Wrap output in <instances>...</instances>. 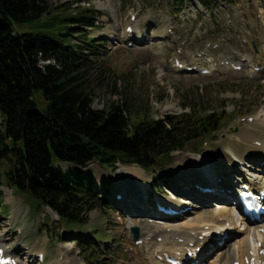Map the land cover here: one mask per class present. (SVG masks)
<instances>
[{
  "label": "rangeland",
  "instance_id": "rangeland-1",
  "mask_svg": "<svg viewBox=\"0 0 264 264\" xmlns=\"http://www.w3.org/2000/svg\"><path fill=\"white\" fill-rule=\"evenodd\" d=\"M47 1L53 8H58L51 17L59 15L61 18H72L82 10H88L94 19V28L83 27L69 33L76 46L83 45L85 36L102 46L98 48L99 55L93 56V109L104 110L110 100L126 102L142 106L145 110L148 108L152 119L161 120L167 116H180L188 112L186 106L194 107L195 104L203 103L206 108L228 113L233 116L234 121L202 148L194 147L177 154L175 164L164 174L165 179L174 180L170 186L172 192L163 186V182L155 184L156 176L152 172H146L137 166L120 165L112 172L97 163H92L86 169L63 165L61 168L64 173L80 172L91 178L89 181L94 180L96 189L99 184L102 188L110 186L119 189L120 177L124 172L128 173L131 178H125L124 181L130 189L117 193L124 194L125 200L129 195H138L137 199L133 197L130 200L132 204L125 206L116 198L113 200L112 197L98 193L105 207L112 204L113 208L91 212L86 216L87 223L83 229L63 224L51 209H39V204L33 201L29 194L14 193L4 181V185L0 187V240L6 241L11 249L18 252L23 253L24 249L28 248L31 255L37 256L44 251L45 264H56L64 255L68 260L65 264H151L147 244L137 247L131 232L133 228H140L142 236V228L150 222L145 219L150 208L142 213L137 210L144 207L139 197L162 203L173 202L172 198L176 194L191 199L188 192L195 196L196 184L182 185L188 181V175L186 174L181 182V177L174 171L177 166L186 164L187 161L191 162L189 167L193 168V163L197 164L200 159L213 160L212 163L218 167V179L215 181L214 178L212 181L222 190L232 187L237 189V182L242 175L240 169L253 172L264 165L261 163L263 160L252 156L253 151H249L247 141L245 143L239 138L240 128L244 127V121L248 118L256 121L254 130L264 133V76H255L252 72L235 73L219 66V62L227 58L260 60L264 56V0H233L229 3H219L211 11L200 9V6L192 1H186L184 6H177L170 0ZM134 12L137 15L136 23L140 22L144 33L152 34L154 29H159V32L155 33L162 36L166 33L165 24L169 21L171 33L174 35L169 31L170 40L160 41V45L158 43L128 48L125 31L131 24L130 16ZM143 21L148 22L143 24ZM45 24V18L18 24L17 32L34 35L61 33V24L55 18L54 32L53 29H47ZM138 33L143 32L139 30ZM113 36L115 41L109 39ZM150 38L152 37L148 40ZM180 49H183L187 64H202L208 67L211 75L202 77L198 74L172 73L165 67L170 60L166 57L168 58L170 53L166 57L164 54ZM209 56L216 60L215 64H208ZM231 129L234 132H231ZM230 148L238 155H243V163L246 166L237 165L234 156L230 155ZM11 167L10 161L4 160L0 163V172H5ZM132 172L140 174L138 176L141 179ZM202 178L206 179L204 176ZM158 190L168 195L158 196L155 194ZM186 190L187 194H181L186 193ZM204 202L207 206L202 208ZM211 204L204 200L200 204L201 209L194 210L193 215L197 212H215ZM234 215L238 222V215ZM80 231L88 243L103 244L99 253L94 252L97 249L94 246L90 251L82 252L78 244L80 235L76 233ZM228 252L229 249H226L221 256L217 254L210 264H225ZM157 253L159 252L153 254ZM154 256H151L152 261ZM33 262L31 264H34Z\"/></svg>",
  "mask_w": 264,
  "mask_h": 264
},
{
  "label": "trees",
  "instance_id": "trees-1",
  "mask_svg": "<svg viewBox=\"0 0 264 264\" xmlns=\"http://www.w3.org/2000/svg\"><path fill=\"white\" fill-rule=\"evenodd\" d=\"M196 1L212 10L232 0ZM56 10L47 0H0V163L12 164L0 172V187L5 181L14 192L29 194L39 209L48 207L63 223L83 229L86 216L108 207L91 178L64 173L61 164L86 168L98 163L112 171L137 166L166 174L176 154L215 139L234 119L203 103L161 120L152 119L148 108L126 102L110 100L104 110L93 109V56L101 46L88 36L76 46L69 33L94 28V19L88 10L72 18L51 17ZM42 18L52 32L54 18L59 21L61 33L17 32L18 24ZM79 246L89 250L83 241Z\"/></svg>",
  "mask_w": 264,
  "mask_h": 264
},
{
  "label": "bare ground",
  "instance_id": "bare-ground-1",
  "mask_svg": "<svg viewBox=\"0 0 264 264\" xmlns=\"http://www.w3.org/2000/svg\"><path fill=\"white\" fill-rule=\"evenodd\" d=\"M150 21V20H148ZM148 21H143V24ZM167 24V25H166ZM165 24L166 27V33L164 34V36H158V34L153 33V34H146L147 38L144 34V31L141 30V24L140 22L135 23L134 25V30H135V34H137L136 36H134L135 39H138V42H144V43H151V44H160V40H167L168 36H166L168 34V29L170 28L169 26V21H167V23ZM139 30L143 33H138ZM150 40H148L149 37ZM109 38V37H108ZM110 40H114V36L111 38H109ZM140 40V41H139ZM123 41V40H121ZM118 41V42H121ZM137 40H135L134 42L136 43ZM251 64H248L247 67H250ZM264 66V64H262ZM190 67V66H188ZM256 123V122H255ZM255 123L253 124L252 128L249 129V131H247V129H245V127L240 128V132H239V138L243 141H247V143L249 142L250 144L254 143V142H261L262 145H264V133L262 132H258L254 129H256L255 127L257 126V123L255 125ZM264 125V123H263ZM251 149L249 148V151H253L252 152V156L254 158H258L259 160H263L261 161V163H264V149L262 150H258L257 148H254L252 146H250ZM237 158L239 160L241 159V155H237ZM188 162V161H187ZM186 164L184 163L183 165H179L177 166L174 171L178 174V176L181 177V182L184 181V176H186V174L188 175V181L185 182L184 184L182 183V185H203V184H209L212 183L214 181H212V179L215 181L216 179H218V167L216 164H213L212 162H214L213 160H203L200 159L199 161H197V164L193 163L192 167L190 168V161ZM194 168H197L196 170H194ZM241 173H246L248 179L254 178L256 176V178H262L263 174H264V167H258V169L254 170L253 172L250 171H244L242 169H240ZM134 175L137 176V178L140 180L141 178L138 176L140 174L134 173L132 172ZM124 174H128L125 173ZM120 177L121 179L119 180V183L121 184V187L119 188V191L122 192L124 191V189L129 190L130 188L128 187V185L125 183L123 176ZM202 176L206 177V179L204 180L202 178ZM216 176V177H215ZM213 177V178H212ZM133 180V179H132ZM131 179L129 181H132ZM140 185L143 186L142 183H140ZM216 185V184H215ZM245 185V183L243 184H239V188L240 186ZM254 186V185H253ZM264 186V183H263ZM237 187V186H236ZM96 189V188H95ZM98 189V187H97ZM96 189V190H97ZM189 197H192V200H196L198 199V197L196 196H192V194L188 193ZM133 197L132 195L128 196V200L127 203L125 204V206H129V204H132V202L130 200H132ZM191 199H182L180 200L177 204H173L174 207H176V210H184L186 209L187 205H191V202H189ZM169 204V203H168ZM142 205L144 206L143 208H138V212L142 213L145 211L146 207H145V203L142 202ZM193 208L195 209H200L201 207L198 205H194ZM213 209H215V212H205V213H201V214H195L194 213H190L187 217L185 218H179L176 220H172L169 221L168 224H165L163 226H158L156 224H147L142 228V236L140 238V240L142 241H150L149 243V249H151V252L149 254L150 260L152 262V264H159L160 262L158 260H156L155 256L153 257L152 261L151 256L152 255H156L153 254L155 252H159L160 250L163 249L162 245H159V243L157 242L158 238L163 237V238H167V239H172L173 238H177L180 240H184L186 242V244H184L185 246L188 245L187 247L182 248L183 245H180L179 242L177 241H170V240H166V242H170L171 243V248H169L168 250H172V249H176V251H178L177 253H184L186 252L188 249H190V244L192 243H199L198 239L199 237H201V235L205 232V228L206 227H211L213 231L215 230H228L226 229V227L228 225L236 226L238 229V236H240L239 238H234L232 241H236L235 243H231V244H227V247L218 255H222L226 249H229L227 258H226V262L225 264H233L236 261H241L242 264L245 263V258L248 256V254L253 251L254 247L257 246L259 243H261L262 237L258 236V233H256L257 229L255 230V233L251 234V228L250 226H247L246 224H241L239 225L236 221H234V214L236 213L235 211H232V208L229 209L228 206H226L225 204L222 205H213ZM203 211V210H202ZM204 212V211H203ZM136 214V213H134ZM183 225V226H182ZM217 226H219L220 228H218ZM233 229L231 228L230 231H232ZM168 231H170V233H168ZM76 236V235H75ZM237 236V237H238ZM245 236V238H244ZM233 238V236H229L228 240H231ZM253 238L256 239V242L254 243ZM1 245H5V243H1ZM159 246V247H158ZM236 246V247H235ZM156 247V248H154ZM161 247V249L158 248ZM180 249V250H179ZM40 255H44L45 256V252L42 251L40 253H38V256ZM157 255H161V253H157ZM215 256V255H214ZM217 256V255H216ZM181 257V256H180ZM208 260V259H207ZM68 261L66 256L64 255V258L62 261H58L56 264H65V262ZM198 262L200 261V259L197 260ZM263 263V261H262ZM206 264V263H205Z\"/></svg>",
  "mask_w": 264,
  "mask_h": 264
},
{
  "label": "water",
  "instance_id": "water-1",
  "mask_svg": "<svg viewBox=\"0 0 264 264\" xmlns=\"http://www.w3.org/2000/svg\"><path fill=\"white\" fill-rule=\"evenodd\" d=\"M231 131L234 132L233 129H231ZM133 232H134L136 238H138L139 237V231H138V229H134Z\"/></svg>",
  "mask_w": 264,
  "mask_h": 264
}]
</instances>
